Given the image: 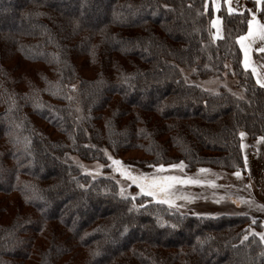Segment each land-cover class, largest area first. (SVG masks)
Returning a JSON list of instances; mask_svg holds the SVG:
<instances>
[{
  "label": "trees",
  "instance_id": "1",
  "mask_svg": "<svg viewBox=\"0 0 264 264\" xmlns=\"http://www.w3.org/2000/svg\"><path fill=\"white\" fill-rule=\"evenodd\" d=\"M81 1L0 0V264H213L212 252L230 251L229 264L264 261V203L248 187L240 139H264V86L236 39L249 14L221 10L215 40L210 0H108L104 10ZM167 50L178 64L159 60ZM227 63L233 88L196 84L222 80ZM159 70L168 86L146 95ZM171 94L187 106L182 115ZM234 107L238 124L216 138L224 147L205 142L201 112ZM129 153L121 169L133 175L202 183H173L172 203H160L111 166ZM84 162L106 171L92 176ZM232 176L249 192L226 185Z\"/></svg>",
  "mask_w": 264,
  "mask_h": 264
},
{
  "label": "rangeland",
  "instance_id": "2",
  "mask_svg": "<svg viewBox=\"0 0 264 264\" xmlns=\"http://www.w3.org/2000/svg\"><path fill=\"white\" fill-rule=\"evenodd\" d=\"M87 2H89V0H83L81 1V5H84L83 7H87ZM212 7H213V0H210ZM216 7H213L214 10V15H213V20H216L217 23L214 26L212 23V30H213V38L216 39H222L223 38V34H224V27H223V22H222V17L220 16V11L221 10H226L228 13H230L228 11L229 7L236 9L235 12L232 13H244L247 12L249 14V19H252V15H255V19L257 21H259L260 23H264V0H229L228 3H225L224 0H216ZM108 7V0H101L100 4H99V8L100 10H104L107 9ZM156 10V9H155ZM250 10V11H249ZM1 14H6V11H1ZM170 14L166 13L164 14V18L167 19V17ZM172 17L174 15H171ZM175 18V17H174ZM255 27V25H254ZM219 30V32H218ZM248 31V27L246 32L243 34L245 35ZM135 32V31H133ZM157 32L159 34H163V32L161 30H157ZM164 35V34H163ZM242 36V35H241ZM222 37V38H221ZM131 40H134L133 38H130ZM256 39V43H251V48H249L250 52H251V56L249 54V62L250 65L254 66L256 68V79L259 77L262 80H264V53L262 52H258L256 50H254L256 47L255 45L258 43L259 47L264 46V41H261L260 39L258 40V38ZM250 41V40H249ZM182 46H185V43H181ZM239 44V43H238ZM250 44V43H249ZM240 46V44H239ZM242 51V50H241ZM161 58L159 60H161L162 62H166L168 64H178V60L173 59V55H171V53L167 50L165 51V53H160ZM259 58H258V57ZM149 60V66L150 67H156L159 65L157 62V58L152 57V54H147L146 58L144 61ZM242 60H244V54L242 51ZM243 63V61H242ZM227 68L229 69L228 71H225L223 73V78L221 80V78H219L218 76H210L209 78L202 80V81H198L196 84H198L202 89H206L208 91H212V92H218V90H220L221 88L227 87V88H233V86H235V84L237 83L236 80V76L235 73L233 71V67L231 66V63H227ZM244 66V64H243ZM245 68V67H244ZM246 69V68H245ZM246 70H251L252 71V67L250 66L249 68H247ZM230 72V73H229ZM158 75H156L155 78H153L151 81H148V85L150 86H146L147 93L146 95H150V96H155V94H159L161 92L160 89L158 90L155 87H159V88H165L166 86H168V81H167V77L165 73L157 72ZM183 74L185 76V78H187L190 82H194L193 80H191L190 78H192V75L194 74L193 70H183ZM158 78V79H157ZM257 81V80H256ZM259 85H261L260 83H258ZM74 86V87H73ZM72 86V90L75 92L78 88V83H76L75 85ZM131 90V88H130ZM129 90V91H130ZM146 91V90H145ZM129 94V93H127ZM145 95V97H146ZM180 97L171 94L168 96V102L172 103L173 105L177 104L180 107L176 108V113L182 115L185 110H187V106L183 105L184 102H182V99H179ZM143 99H141L140 101H142ZM181 103V104H180ZM171 104V105H172ZM236 108L234 107L233 109L231 108L230 111H228L227 109L224 110H213V111H208V112H201V116L203 119L206 120L207 126L206 128H204V132H207V129L209 130V133L211 135H209L208 137H204L205 142H207L208 144L215 146V147H224V144H222L221 142H217L216 140L220 137H228L229 134V128L234 125V123L238 122L236 121L237 115L238 113H236ZM248 112H258L257 107L256 106H252V107H248L247 108ZM190 111V110H189ZM236 121V122H235ZM217 138V139H216ZM241 139V150H242V154H243V158L245 161V166H246V170L248 172L249 175V185L248 187L250 188L252 194L254 195V197L256 199H258L260 202L264 203V139L262 137L259 138H251L250 136H248L246 133H244L243 136H240ZM137 156L135 153H129L126 154L125 156L119 158V159H115L114 160H119L122 161V159H133V157ZM77 163H80L79 159H76ZM113 159H110L111 161V166L115 167V169L117 168H121V165H116L113 164L112 162L114 161ZM122 164V163H121ZM82 166V169L89 174L96 175L99 176V174L103 171H106L105 169L102 171L103 169V165L99 162H93V163H86L84 162L83 164H80ZM143 174V176L145 177H153L155 174L153 173H149V172H137L136 175H141ZM153 174V175H152ZM123 180V179H122ZM229 180H231V182H227L226 181V185L229 183H232L233 185H238V186H244V190H246L247 192H249V188H247L246 185H243L241 182L238 181V179L234 176L230 177ZM123 182V181H120ZM242 188V187H241ZM5 200V199H4ZM61 207L65 208V210L67 211L69 208H72L74 206H72V203H64L65 199L61 198ZM64 200V201H63ZM5 204L8 205V202L5 201ZM11 211V210H10ZM75 212V211H74ZM12 214H15L14 210H12L11 212ZM75 216H77V214L75 213ZM9 221V218H5L4 221H1L3 223H6ZM187 239H185L186 241ZM11 253V252H10ZM231 253V254H230ZM230 253L226 254V257L223 258V254H219L217 255L216 252H212L210 254L211 258H212V263L213 264H229L231 262L230 258H232V256L234 257L235 253H233L232 251H230ZM10 255V254H9ZM221 255V256H220ZM232 255V256H230ZM255 264H264V261H259L256 262Z\"/></svg>",
  "mask_w": 264,
  "mask_h": 264
},
{
  "label": "snow or ice",
  "instance_id": "3",
  "mask_svg": "<svg viewBox=\"0 0 264 264\" xmlns=\"http://www.w3.org/2000/svg\"><path fill=\"white\" fill-rule=\"evenodd\" d=\"M207 3V0H205ZM225 3H228L229 0H224ZM216 0H213V7H216ZM228 11L230 13L235 12L236 9L229 7ZM250 11V10H249ZM213 25L215 26L217 21H212ZM248 24V31L245 35L238 36L237 42L240 44V48L243 51L244 54V60L243 64L244 67L247 69L250 66L252 67L253 74H256V68L252 65H250L249 62V44L245 43L246 40H249V38H253L249 41V43H253L255 41V38H259L261 41H264V23H260L255 19V15H252V19L247 20ZM255 25V27H254ZM219 32V30H218ZM222 38V37H221ZM262 49L258 48L257 51H261ZM227 67V65H226ZM257 83H260L261 86H264V80L261 78H257ZM74 87V86H73ZM68 99H71V97H68ZM241 136L244 135V133H240ZM109 159H112V157H109ZM114 164L121 165V161L114 160ZM125 169L127 166H124ZM153 167H156L160 172L165 170L164 164L159 165H153ZM184 164L183 162H180L179 164H169L167 165V168L175 169V168H183ZM117 171H121L122 175H125L126 179L131 181L132 184L137 185L140 193H143L150 197H157L162 196L164 198L160 199V203L165 204H171L172 203V197L174 196V192L170 191L172 189L173 183H186V184H200L202 181L197 179H191V178H178L175 176H153V177H145L143 174L137 176L133 175L132 172L122 170L121 168H117ZM200 171H207L205 169H200ZM237 176L239 173H235ZM125 195V190L121 189V196ZM188 197H184V199H187ZM132 199H135V197H132ZM175 227V225H173ZM247 237H245L246 239ZM261 239L264 240V234H261Z\"/></svg>",
  "mask_w": 264,
  "mask_h": 264
},
{
  "label": "crops",
  "instance_id": "4",
  "mask_svg": "<svg viewBox=\"0 0 264 264\" xmlns=\"http://www.w3.org/2000/svg\"><path fill=\"white\" fill-rule=\"evenodd\" d=\"M252 39H253V38H249V40H252ZM249 40H246L245 43H248V44H249ZM258 40H259V38H258ZM253 43H256V39H255V41H254ZM253 43H252V44H253ZM258 45H259L258 43L255 45L256 48H255L254 50L257 51V49L260 48V49H262V50H261V51H258V52H262V53H264V46L259 47ZM252 47H253V46H251V43H250V44H249V48L252 49ZM249 54H250V56H251V52H250V50H249Z\"/></svg>",
  "mask_w": 264,
  "mask_h": 264
},
{
  "label": "bare ground",
  "instance_id": "5",
  "mask_svg": "<svg viewBox=\"0 0 264 264\" xmlns=\"http://www.w3.org/2000/svg\"><path fill=\"white\" fill-rule=\"evenodd\" d=\"M135 234H136V231H135V230H133V231L131 232V237H134V236H135Z\"/></svg>",
  "mask_w": 264,
  "mask_h": 264
}]
</instances>
